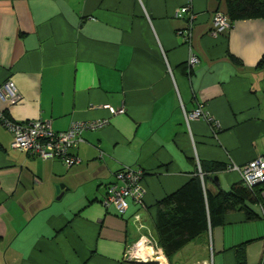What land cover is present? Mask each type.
<instances>
[{"label": "crops", "instance_id": "1", "mask_svg": "<svg viewBox=\"0 0 264 264\" xmlns=\"http://www.w3.org/2000/svg\"><path fill=\"white\" fill-rule=\"evenodd\" d=\"M187 2L0 0V88L11 80L20 94L0 97V114L46 119L55 131L105 120L83 132L70 167L14 149L0 120V264H258L264 185L251 205L255 219L231 211L169 259L159 246L146 247L155 251L148 259H126L141 234L156 242V202L182 187L197 162L227 166L206 177L216 193L240 183L230 164L264 155V17L215 32L212 17L225 14V1L190 0L187 42L179 32L186 19L175 16ZM198 104L212 122L185 118ZM124 166L144 171L146 194L143 206L128 199L119 214L102 200Z\"/></svg>", "mask_w": 264, "mask_h": 264}, {"label": "built area", "instance_id": "2", "mask_svg": "<svg viewBox=\"0 0 264 264\" xmlns=\"http://www.w3.org/2000/svg\"><path fill=\"white\" fill-rule=\"evenodd\" d=\"M175 16L186 19V28L180 33H184L187 42L190 41V31L196 20V13L192 9L190 0L179 7ZM212 22L215 32L223 31L231 27V22L226 14L216 11L213 14ZM198 62L194 55L188 58V65L192 67ZM0 97L15 102L19 99L14 83L11 80L6 81L0 88ZM110 113L123 112L124 108L114 109L108 107ZM203 117L208 122L213 119L203 110L202 104L185 113L187 120ZM0 120L3 125L12 134L11 146L14 149L24 151L25 153L37 156L41 159H59L66 167H70L79 161L74 150L82 141L83 132L89 129H98L105 123V120H77L72 121L68 129L64 131H55L49 120L35 119L30 121H11L0 114ZM198 174L202 178L199 162H197ZM228 168L236 170L240 174L241 183L249 189L257 185L264 184V155L257 156L243 165L230 164ZM143 170L132 166H124L114 173V180L106 185L105 195L102 203L105 207L113 206L115 210L122 214L128 207L127 200L130 199L139 206L144 205L146 189L142 183ZM264 196V193H263ZM157 247V243L150 236L141 234L139 238L132 242L126 250L127 260H143L150 258L152 253L145 252L146 247ZM258 264H264V247Z\"/></svg>", "mask_w": 264, "mask_h": 264}, {"label": "trees", "instance_id": "3", "mask_svg": "<svg viewBox=\"0 0 264 264\" xmlns=\"http://www.w3.org/2000/svg\"><path fill=\"white\" fill-rule=\"evenodd\" d=\"M224 1L231 25L239 19L264 17V0ZM199 165L202 178L197 169L182 187L156 202L154 237L168 259L210 227L221 224L228 212L242 211L248 220L259 216L251 205L259 201L262 192L259 186L264 184L249 189L240 181L229 191L212 193L204 186L206 177L227 166L216 161H200Z\"/></svg>", "mask_w": 264, "mask_h": 264}, {"label": "rangeland", "instance_id": "4", "mask_svg": "<svg viewBox=\"0 0 264 264\" xmlns=\"http://www.w3.org/2000/svg\"><path fill=\"white\" fill-rule=\"evenodd\" d=\"M149 250H150V249H149ZM150 251H151V250H150ZM150 251L147 252V250H146V248H145V252L149 253ZM152 251H153V250H152ZM153 252H154V251H153ZM151 253H152V252H151ZM161 260H162V259H160V261H161Z\"/></svg>", "mask_w": 264, "mask_h": 264}, {"label": "water", "instance_id": "5", "mask_svg": "<svg viewBox=\"0 0 264 264\" xmlns=\"http://www.w3.org/2000/svg\"><path fill=\"white\" fill-rule=\"evenodd\" d=\"M61 187H62V185H60V186L58 187L57 191H59V189H61Z\"/></svg>", "mask_w": 264, "mask_h": 264}, {"label": "bare ground", "instance_id": "6", "mask_svg": "<svg viewBox=\"0 0 264 264\" xmlns=\"http://www.w3.org/2000/svg\"><path fill=\"white\" fill-rule=\"evenodd\" d=\"M161 261H162V260H161ZM161 261H160V262H161Z\"/></svg>", "mask_w": 264, "mask_h": 264}]
</instances>
